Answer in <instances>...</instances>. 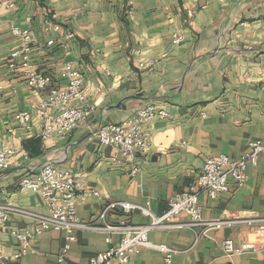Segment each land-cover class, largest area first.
Listing matches in <instances>:
<instances>
[{"label":"crops","instance_id":"crops-1","mask_svg":"<svg viewBox=\"0 0 264 264\" xmlns=\"http://www.w3.org/2000/svg\"><path fill=\"white\" fill-rule=\"evenodd\" d=\"M47 14L55 16L59 32L44 31ZM0 16V152H13L7 166H0V204L44 212L40 195L20 182L35 179L40 167L51 163L80 174L77 193H98L76 198L82 222L100 225L102 207L117 201L148 206L159 215L175 194L194 183L208 158H238L250 142L264 141V0H17L13 10L1 8ZM10 24L31 30L36 42L32 63L58 88L66 86L59 73L68 59L57 43L45 44L74 33L66 41L69 60L84 76L86 104L93 112L68 136H40L38 104L48 93L29 87L18 68H8L9 55L20 43ZM174 35L181 37L177 46ZM12 62L17 66L18 60ZM148 103L167 116L145 122L149 149L135 154L140 172L130 176V163L90 132L129 118ZM23 111L31 115L28 126L15 120ZM246 175L243 186L229 179L228 191L214 199L199 195L203 220L237 223L209 230L158 229L148 239L176 250L173 264H264V221L244 222L264 219V156L247 166ZM187 219L180 215L176 221ZM121 221L145 224L148 219L138 212L106 216L109 224ZM26 230L33 232L29 221L17 215L0 230V255L8 264H89L110 246L98 231H79L60 261L65 234L45 230L16 259L19 244L11 232ZM119 239L113 235L112 244ZM225 239L240 254L226 258ZM131 264H163V256L145 248Z\"/></svg>","mask_w":264,"mask_h":264},{"label":"built area","instance_id":"built-area-1","mask_svg":"<svg viewBox=\"0 0 264 264\" xmlns=\"http://www.w3.org/2000/svg\"><path fill=\"white\" fill-rule=\"evenodd\" d=\"M17 0H0V10H13ZM55 16L46 15L44 31L57 33L61 26L54 23ZM2 23L0 16V25ZM10 31L20 41L18 47L10 55L8 68H18L29 87L39 92H47V97L39 102L37 117L41 123L40 136L46 139L52 135L68 136L75 129L85 124L93 107L86 104V92L84 89V76L74 66L69 57L71 55L67 40L74 38L73 32H68L64 39L56 41L49 39L46 46L58 44L64 49V56L68 59L65 67L59 73V78L64 80L66 86L58 88L54 86L52 76L39 71L32 63L31 54L35 46L33 34L29 28H20L10 24ZM181 37L174 35L172 44L179 45ZM18 60L17 66L12 61ZM143 64H140L142 66ZM50 109H57L54 115H49ZM165 110L158 108L154 103H148L134 112V115L118 123L105 124L90 132V137L98 139L101 145L117 149L121 156L130 163L129 175L135 176L140 172L139 164L134 161L136 153L146 154L150 144V134L144 130V124L153 117L165 118ZM15 120L23 126H28L31 115L29 112H19ZM247 153L238 158H230L227 155L212 156L206 160L201 173L197 176L187 190L175 194L168 202L166 210L155 215L148 206L127 201L106 203L98 216L100 225L89 224L79 220L76 211V198L94 195V190H79V176L65 168L57 167L51 163L43 164L35 179H24L20 187L37 192L44 204V212H35L25 208L0 204V230L8 222L10 216L17 215L29 221L32 231L11 232V235L19 244V251L15 258H20L29 250L30 240L35 235H40L45 230L63 231L65 234L64 245L59 260L68 252L71 244L76 239V233L85 230L98 231L105 235V243L110 245L104 252L93 256L89 264H131V258L140 253L142 249H152L162 254L163 264H173L172 257L177 253L173 248L164 244H154L148 239V234L158 229L194 230L195 227L220 229L237 223L235 219L203 220L202 207L199 203V195L206 193L214 199L218 194L228 191V180L231 179L238 187L247 180L246 169L248 165L255 166L261 156H264V141H252L249 143ZM12 150L0 152V166L6 167ZM118 212L129 216L134 212L146 217L145 224H132L121 221L117 224L106 222V216L110 212ZM180 215L187 216L186 222H177ZM264 219H247L244 222H259ZM119 235V243L112 244V236ZM224 256L231 259L240 254L241 250L235 246L231 239H225L221 243ZM0 264H8V259L0 255ZM222 264H235L229 260Z\"/></svg>","mask_w":264,"mask_h":264}]
</instances>
